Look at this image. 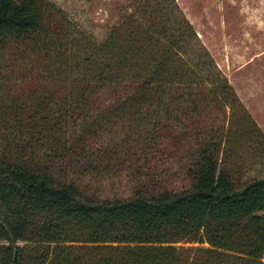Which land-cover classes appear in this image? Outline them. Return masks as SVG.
Segmentation results:
<instances>
[{"label":"trees","instance_id":"obj_1","mask_svg":"<svg viewBox=\"0 0 264 264\" xmlns=\"http://www.w3.org/2000/svg\"><path fill=\"white\" fill-rule=\"evenodd\" d=\"M128 16L78 78L59 10L0 0V264H264V177L234 183L212 139L235 91L175 0ZM103 135L149 138L121 151ZM142 155L193 158L184 187L99 199L71 178Z\"/></svg>","mask_w":264,"mask_h":264},{"label":"rangeland","instance_id":"obj_2","mask_svg":"<svg viewBox=\"0 0 264 264\" xmlns=\"http://www.w3.org/2000/svg\"><path fill=\"white\" fill-rule=\"evenodd\" d=\"M48 1L59 10L68 26L71 48L67 55L73 66L72 74L81 78L103 69L99 63L106 60L104 54L108 50L101 48V43L114 33L117 26L124 24L125 19L128 22V15L134 12L139 0ZM175 1L238 97V102L227 108L223 135L212 138L216 141L222 139L221 168L237 184L264 177V0ZM137 37L140 35L133 36V39L129 36L133 42ZM103 137L104 141L117 144L121 151L132 148L125 144L132 138L139 140L141 146L149 138L148 135ZM210 137L206 135L204 140L209 141ZM159 140L156 138L157 144L154 145L157 152ZM191 146L186 150L190 153L187 155L196 154L197 146ZM143 156L139 170L128 158L103 165L96 161L98 172L83 176L78 171L71 178L80 188L99 199L129 198L141 183L147 187L156 184V189L162 186L181 190L184 187L186 167L193 158L172 157L167 160L159 157V162L146 163Z\"/></svg>","mask_w":264,"mask_h":264}]
</instances>
